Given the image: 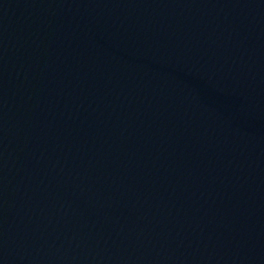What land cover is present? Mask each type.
Wrapping results in <instances>:
<instances>
[{
    "label": "water",
    "instance_id": "95a60500",
    "mask_svg": "<svg viewBox=\"0 0 264 264\" xmlns=\"http://www.w3.org/2000/svg\"><path fill=\"white\" fill-rule=\"evenodd\" d=\"M0 264H264V0H0Z\"/></svg>",
    "mask_w": 264,
    "mask_h": 264
}]
</instances>
